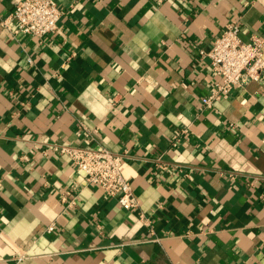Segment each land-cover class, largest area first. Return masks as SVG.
Returning a JSON list of instances; mask_svg holds the SVG:
<instances>
[{"label": "crops", "instance_id": "obj_1", "mask_svg": "<svg viewBox=\"0 0 264 264\" xmlns=\"http://www.w3.org/2000/svg\"><path fill=\"white\" fill-rule=\"evenodd\" d=\"M57 1L39 38L0 0V264H264V74L201 101V51L232 20L264 37V0ZM80 122L128 153L139 208L54 149L87 143Z\"/></svg>", "mask_w": 264, "mask_h": 264}, {"label": "built area", "instance_id": "obj_2", "mask_svg": "<svg viewBox=\"0 0 264 264\" xmlns=\"http://www.w3.org/2000/svg\"><path fill=\"white\" fill-rule=\"evenodd\" d=\"M13 3L14 10L10 16L16 23L13 33L42 38L58 29L59 20L65 14L57 0H13ZM3 23L8 26L7 20ZM240 30V23L232 20L214 39L210 49L201 51L211 59V67L219 76L214 90L201 97L205 106H212L238 87L258 81L264 74V37L254 35L245 41L240 36ZM83 128L84 124L80 122L78 135H84L86 144L56 143L54 149L70 158L71 163L84 173L88 184L100 186L108 196L117 198L127 210L139 208L140 201L122 171L128 153L95 146L96 130L89 133ZM231 175L236 176L235 172H231ZM141 220L151 225L150 218L144 213H141ZM53 229V224L48 227V230Z\"/></svg>", "mask_w": 264, "mask_h": 264}]
</instances>
